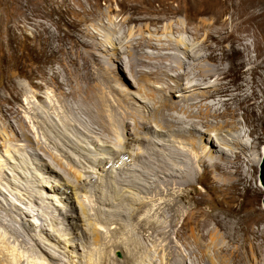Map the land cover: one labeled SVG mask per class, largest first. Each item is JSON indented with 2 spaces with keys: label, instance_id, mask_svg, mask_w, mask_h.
Instances as JSON below:
<instances>
[{
  "label": "bare ground",
  "instance_id": "bare-ground-1",
  "mask_svg": "<svg viewBox=\"0 0 264 264\" xmlns=\"http://www.w3.org/2000/svg\"><path fill=\"white\" fill-rule=\"evenodd\" d=\"M186 5V8L178 7L174 10V13L184 12L186 14L185 21H179L180 26H174L172 22H168L164 26L163 32L172 33L174 37L168 36V38H166L153 34L147 36L143 33V29H140L138 30L140 36L134 38L133 41L127 45V47H129V49L127 48L129 55H132V58L136 60V62H132V64L129 63L130 67L127 68V70L135 80V84L132 85H135L141 93L140 97H136H138L142 103L138 104L134 96H129L126 90L123 91L111 85L108 82L109 75H103L101 78L99 77L100 79L97 80L95 88L91 90V97L89 96L92 103V107H90L91 119L99 126L100 131L98 133L104 138L105 142L108 141L109 143V141H112L110 139L111 137L108 138L111 133L115 135V140L113 141L117 145L123 144L125 139L126 141L131 139L129 138L131 133L129 125L132 124L131 122L134 123L132 128L136 130V134L134 135L138 137L134 136V138L136 137L138 139L137 146L130 151V154L126 149L125 151L119 148L120 151H118V153L114 152V156H116L118 160L120 159L119 156L122 157L125 155L144 158L143 160L135 158L136 163L138 161L137 164L134 163L135 161L132 158L128 159L130 161H122L120 168L124 170L125 174L121 178H117V183L121 185L127 184L130 188L139 193L144 192L148 194V198L136 194H124V199H121L117 204L115 203L116 205L114 204L116 208L118 207V210H115V207L112 209L110 205L111 208L101 209L100 211L101 216L111 217L109 215L114 214L109 220L111 222L115 221V224L121 227H123V223L118 221L119 219H123L124 216H127V218L137 217L135 224L131 228L126 227L127 230L122 234L123 236H115L114 233V237L109 239L111 242L109 246L114 249L120 248L124 251L125 260L123 264H136L134 263V259L138 257V254L142 252V254L144 253L145 255V251H147V255L151 253H149L150 248L147 249L146 245L144 246V242L139 237H136L134 230L142 234H148V232L152 230V227L154 228L152 231H155L157 230L155 229L156 227L164 225L165 227L162 228V231H158L156 234V237L163 234L161 238L162 241H165L159 246L160 248H158L161 253V264H170L171 262L169 263L167 260L169 256L175 264H216L213 256L209 254L210 251L219 258V264H264V213H260L259 209L251 203L248 207L253 210L255 213L254 215L247 211L243 212V206H216L208 213L206 218L202 219L191 228V235H185L182 232L181 227L177 226V219H175L174 216L169 219L170 224L167 225L159 222L155 217L156 214L164 215L166 210H175V198L176 195H178L175 192H179L178 189L183 190L188 185L195 183V181L201 179L203 175L209 176L214 187L232 190L238 195L242 193L241 191L254 193V186L251 184V178L249 177V168L251 166L255 170L263 152V147L261 151V149L259 150V148L255 147V143L253 142L255 127L252 129L247 128V123L251 122L248 120L252 118L249 116L253 113L255 115L257 107H263L260 98L264 100V88L259 85L260 82L258 79H253L257 74L262 75V73H264V44L253 43L251 41L256 33L251 25H253L255 18L259 14L257 3L254 0H187ZM241 5L245 6L243 10L240 9ZM248 8H251V10L248 11ZM205 15H208V17ZM222 16L226 18L221 19ZM144 18L143 16L132 14L122 15L118 19L110 17L109 21L114 23L116 27L118 26L119 35L115 28H112L108 23L104 22L103 28L105 30L108 29V31L114 35V38L108 39H110V48L113 50L114 56L116 55V59L120 61L123 59L121 51L117 49H119L118 43H121V29H126L125 23L142 20ZM228 19L232 23V29L226 30L228 32L225 34L223 27L221 28L217 25L219 23L224 24ZM147 26L148 25H144L143 27L147 29ZM240 31H246V34H242ZM131 32L133 34L132 29L130 33ZM229 38H231V40L230 43L227 44L225 41L229 40ZM190 39L191 41H189ZM241 44L244 47H240L239 45ZM100 45H103V43L98 44V46ZM104 47H107V45ZM250 49H253V52L256 51V53L251 55ZM174 50L181 51L182 54ZM248 74H251L252 77L249 78L247 76ZM122 76L125 78L124 83L130 86L132 82L127 80V76L125 77V74L123 75V71ZM169 79H174L179 89H186V91H184L185 94L177 93L182 103H173L169 101L171 98L167 99L169 92L174 89L173 87V89H170L166 86L167 83H170ZM262 81L264 82V79H262ZM200 82L205 83V85H201ZM181 83L184 86L181 85ZM105 86L107 91L104 89ZM164 86L167 87L165 94L163 92ZM0 113V138L2 139V142L0 141V150L2 149L5 156L29 154V151L25 147V144L32 138L27 131V127H29V131L34 132L35 135L34 141L33 138L31 139L32 143H36L35 145L41 149V146H44L41 143L47 140L54 148L59 151L62 149L63 153L61 155L68 158L67 162L64 163L63 159L59 157V154L49 150L50 147L48 149L44 146L45 152H52L51 155L62 169L67 170L75 177V179H73L74 181H67V179L61 176V171L59 169L57 170L58 167H56L55 164L52 166V162H47V158L45 157L38 159L41 160L38 164L36 162L38 168L44 170L46 168L45 171L49 172L50 168L48 167L52 166L50 173L52 177L54 176L56 178L60 176V178H62V184H59V182L55 183L58 184V186L60 185V188H57L54 182L53 184H49L50 181L48 182L46 198L56 196L57 199V195H60L59 199H57V203L64 204L66 202L68 204L66 200L73 196L71 195L72 191L68 193L71 187L75 190L80 186L79 183L81 180L82 182L86 181L85 184L88 185H96L99 182L98 180H96L95 183L90 182L93 177L91 174L93 173H89V171L88 174L85 172L86 175H90L89 181L87 178L83 177L85 173H82L81 169L79 170L74 166L75 164L71 158L72 155L68 153L67 149L65 150L64 144L71 145L65 139H63V141L60 140L61 143L55 138L53 133L46 126L47 121L43 119L41 115H38L40 128L36 127L34 129L31 124H26L25 121L19 120L21 116L19 107H14V105L11 107L0 106ZM153 117L156 122L158 121L166 124L169 133L168 134L166 130V132L164 130L158 131L160 137H156V140H160V145L156 144L160 146L159 148H156L148 142L143 146L145 140L142 142L141 137L138 135V130H140V128L145 129L150 125V120ZM13 118H15V121H13ZM256 119H262V122H264L263 115H256ZM142 123L143 125H141ZM2 124H4L3 128L1 127ZM157 126L164 129L160 124ZM90 131H92V129H90ZM41 132L45 139L41 138ZM165 134L180 140L181 143L174 145L171 144V140L165 141L166 139L163 138ZM65 136L69 138V136ZM88 136L93 135L90 133ZM250 137L251 141L249 142L247 139ZM146 138H148L149 141L154 140L153 135H147ZM7 141L9 143L16 141L18 147H9L6 144ZM19 141L21 142L19 143ZM22 142L25 143L23 144ZM95 144L97 145V143ZM249 148H251V150H249ZM253 148H255V150ZM15 150H17V152H15ZM80 152L81 151H78L80 156H89V154L86 155ZM33 157L34 156L29 155L31 159H33ZM104 159H101V162L107 163L110 160ZM87 160L91 161L89 158H87ZM19 164L21 165V163ZM27 166L29 165H24L26 168ZM6 169L7 168L0 163V182L3 179L9 181L7 177L9 171L7 172ZM21 176L24 177L23 175ZM35 177L38 180L40 179L37 177V174ZM54 177L53 180H56L57 178L54 179ZM11 180L8 183L11 184ZM77 180L79 182H77ZM103 182L102 188L106 184ZM12 183L15 184L13 181ZM38 185H47V182L40 180ZM24 189L26 190L24 193L26 196L34 197V193L31 192V190L27 187H24ZM100 193V199H103L102 202L109 201L112 196V194L110 196L108 192ZM38 194H40V191ZM164 194L168 196L166 199H162V195ZM62 195L64 199H62ZM120 195L121 194H119V197ZM89 196L90 195H86L88 199ZM246 197L244 198L246 199ZM155 200L157 201L155 202ZM14 205H18V203H14ZM79 205L82 216H87V214H85L87 213L86 207L81 202H79ZM75 206H77V204L72 201L70 206L71 209L73 210ZM144 207H146V209H144ZM128 209L132 210V213H129V215L124 212ZM22 211L25 213L24 216H21L24 220L25 215H36L39 218L38 213L34 212L33 215H30V212L25 210H21L20 215ZM42 211L47 213L44 209ZM141 211H143V213ZM69 216H71V214ZM101 216L99 217L101 218ZM99 220L97 221L100 222L101 220ZM28 222L30 226L34 225L36 227H39V225L41 226V224L43 226L44 224L43 222L38 224L36 222L33 223V221L31 222L29 220ZM253 222L257 224L256 227L252 226ZM70 223L76 228L75 236L59 241L63 243L70 241L73 248L77 245H82L84 247L85 244H83L82 239L85 236V231H83L82 228H78L77 221L70 219ZM113 228L115 229V227ZM90 229L92 240L94 243L97 242V248H100L101 251L105 245L99 242L101 235H104L102 232L103 229L100 225H97V223L92 225ZM123 229L124 227L122 230ZM171 229L172 231H170ZM171 233L174 234L177 241L173 239V236L170 235ZM108 236L110 237L111 235L109 234L107 237ZM49 237L53 238L52 235ZM146 239L156 243L155 235L152 236L148 234ZM4 243L3 241L0 242V264L17 263L15 259L17 254L14 255V252L9 250L8 247L4 249L6 245H4ZM58 244L60 243L58 242ZM182 245L190 249L192 255L189 261L186 259V254L181 251ZM59 246L65 247L67 245L60 244ZM71 251L75 252V250ZM176 252L178 253V257L175 259L177 256ZM171 253H173L172 256L169 255ZM225 254H228V258H222V255ZM39 256L41 261L38 263L32 262L30 264H48V262H51L50 260L59 259V257L52 256L42 246H40ZM79 256V260L82 263L84 262L83 264H92L90 256L86 253L82 252ZM98 259V262L101 264H109L103 256H100ZM150 260L152 261V259ZM114 264L119 263L114 262ZM152 264H156L154 260Z\"/></svg>",
  "mask_w": 264,
  "mask_h": 264
},
{
  "label": "rangeland",
  "instance_id": "rangeland-1",
  "mask_svg": "<svg viewBox=\"0 0 264 264\" xmlns=\"http://www.w3.org/2000/svg\"><path fill=\"white\" fill-rule=\"evenodd\" d=\"M254 1L257 3L259 14L255 18L253 25H251L256 31L251 41L253 43L264 44V0ZM186 2L187 0H0V106L11 107L14 105V107H19L21 110L19 120L25 121L26 124H31L34 129L40 126L38 115H41L43 119L47 121L46 126L53 133L55 138L59 141L65 139L71 145L64 144V147L65 150L67 149L68 153L72 155L71 158L75 164L74 166L79 170L81 169L82 173L87 172L88 174V171L89 173H93L91 174L93 175L90 180L91 183H95L96 180L99 181L96 185H88L85 184L86 181L82 182L81 180L82 183L80 182V186L75 190L72 187H69L70 189L68 190V193L72 191L71 195L73 196L66 200L68 204L66 202L64 204L57 203V199H59L60 195H57V199L56 196L46 198L49 181V184H53V182L54 184L56 182L62 184V178H60V176L56 177L57 179L53 176L57 181L53 180V177L50 174L52 166L55 164V166L58 167L57 170L59 169L61 171V176L67 179V181H74L73 179H75V177L67 170L62 169L51 155L52 152H45V147L48 149L50 147L49 150L59 154V157H61L65 163L68 158L61 155L63 153L62 149L59 151L47 140L41 143L45 147L41 146L40 149L35 145L36 143H32L31 139L33 138L34 141L35 135L34 132L29 131V127H27V131L32 138L29 140L30 143L28 142L25 144L29 154L25 153L24 155L19 154V156H5L1 149L0 163L7 168V172L9 171V175H7L9 181L12 180L11 184L8 183L9 181L6 179H3L0 182V242H5L4 245H6L4 249L8 247L9 250L14 252V255L17 254L15 258L17 263L14 262V264H30L32 262L38 263L41 261L39 256L40 246L45 248L52 256L59 257V259L50 260L51 262H48V264H83L84 262L82 263L79 260V255L82 252L90 256L92 264H101L98 262L100 256H103L109 264H114V262L119 264L124 263V251L120 248L114 249L113 247H110L109 245H111V242L109 239L114 237V233L115 236H123L122 234H124L127 228H131L135 224L137 217L127 218V216H124L123 219H119L118 221L123 223L122 226L124 229L122 230L123 227L115 224V221L111 222L109 220L114 214L109 215L111 217H106L104 215L101 216L100 211L101 209H108L111 207L113 209L115 203L117 204L121 199H124V194H136L148 198V194L144 192L139 193L138 191H134L127 184L121 185L117 183V178L119 179L125 174L124 170L120 168L122 161H130L128 159L131 158L134 159V161L135 158L143 160L144 158L125 155L122 157L119 156L120 159L118 160V158L114 156V152L118 153L120 149H126L130 154V151L137 146L138 137L134 135L136 134V130L132 128L134 123L131 122L132 124L129 125L131 132L129 138L131 139L127 141L125 139L123 144L117 145L113 141L115 140V135L111 133L108 138L111 137L110 139L112 141H109V143L108 141L105 142L104 138L98 133L100 131L99 126L91 119L90 107H92V103L89 96L91 97V90L95 88L97 80L103 75H109L108 82L111 85L116 86V88L123 91L126 90L129 96H134V99L138 104L142 103L138 98L141 96V93L135 85H132L135 84V80L127 70L132 62H136V60L132 58V55H129V47H127V45H129L134 38L140 36L138 33V30L140 29H143V33L147 36L153 34L155 36L166 38H168V36L174 37L172 33L163 32L164 26L168 22H172L174 26H180L179 21H185L186 14L184 12L174 13V10L178 7L186 8ZM244 7L245 6L241 5L240 9L243 10ZM249 10H251V8H248V11ZM131 14L143 16L145 18L138 21L127 22L125 23L127 30L121 29V43H118L119 49H117L121 51L123 56L122 61H120L115 58L116 55L114 56L113 50L110 48L111 44L109 42L110 39L108 38H114V35L109 32L108 29L105 30L103 25L105 24L104 22L108 23L109 26L118 31L117 34L119 35L118 26L116 27L114 23L110 22L109 18L112 17L118 19L122 15ZM205 16L208 17V15ZM224 18L226 17H221V19ZM144 25H148L147 27L149 29L144 28ZM217 26L221 28L223 27L225 34L228 32L226 30L232 29V23L229 19L226 20L224 24L219 23ZM131 29L133 30V34L132 32L130 33ZM240 33L246 34V31H240ZM230 40L231 38L225 42L229 44ZM189 41H191V39ZM100 43H103V45L98 46ZM106 45L107 47H104ZM239 46L244 47L242 44ZM174 51L182 54L181 51ZM253 53H256V51L253 52L252 49L251 55ZM122 71L123 75L125 74V77L127 76V80L132 82L130 86L124 83L125 78L122 76ZM247 76L249 78L252 77L251 74H248ZM253 79H258L260 82L259 85L264 88V82L262 81V79H264V73H262V75L257 74ZM169 82L171 84L167 83L166 86L170 89H174L169 92L170 96L169 94L168 96L166 95L168 97L167 99L171 98L169 101L173 103H182L180 102V97L177 93L185 94L184 91H186V89H179L177 86L178 84L174 79H169ZM200 83L201 85H205L203 82ZM181 85L183 84L181 83ZM166 86L163 88L164 94L166 92ZM108 87L110 88L109 84ZM104 89L107 91L106 86ZM34 92L35 94L37 92V94L35 95ZM260 101L264 107V100L260 98ZM263 107H257L255 115L253 113L249 116L250 118L252 117L251 120H248L251 122L247 123L248 129L255 127L253 142L255 143V147L259 148V150L261 149V151L264 146V122H262V119L257 120L256 115H263L264 117ZM153 120H155L154 117L150 120L151 123H153H150L145 129L140 128V130H138V135L141 137L142 142L145 140L143 146L148 142L156 148H159L160 146L157 144L160 145V140H156V137H160L158 131L166 130L168 133V128L163 122L160 123ZM13 121H15V118H13ZM159 124L162 125L164 129L158 127L157 125ZM141 125H143V123ZM1 127L3 128L4 124H2ZM90 129H92V131H90ZM90 133L93 136H88ZM65 135L69 136V138ZM147 135H153L154 140L150 139L151 141H149V139L146 138ZM134 136L137 138H134ZM41 138L45 139V137L42 136V132ZM163 138L166 139L165 141L171 140V144L174 145L181 143L180 140L175 139L174 137L172 138L171 135L168 136L165 134V137ZM247 140L250 142L251 137ZM0 141L2 142L1 138ZM7 142L6 144L9 147H18L16 141L10 143ZM20 142L21 141H19V143ZM22 143L24 144L25 142ZM95 143H97V145ZM253 149L255 150V148ZM249 150H251V148H249ZM78 151H81L80 153H85L86 155L89 154V156H80ZM15 152H17V150H15ZM29 155L34 156L33 159L29 158ZM42 157L47 158V162H52V166L48 167L50 168L49 172L45 171L46 168L45 170L40 169L36 165V162L38 164L41 161L38 159H42ZM87 158L91 159V161H88ZM100 158L110 160L105 163L103 161L101 162ZM260 162L261 159L258 166L255 167V170L251 166L249 168V177L251 178V184L254 186V193L241 191L242 193L238 195L232 190L214 187L209 176L203 175L202 178L195 181V183L188 185L183 190L178 189L179 192H175L178 194L175 198V210H166L164 215L156 214L155 217L159 222L167 225L170 224L169 219L174 216L175 219H177V226L181 227L182 232L185 235H191V228L202 219L206 218L208 213L219 205H236L235 207L243 206V212L247 211L254 215L255 213L253 210L248 207L251 203L259 209L260 213H264V205L262 201L264 197V188L259 184L258 178ZM19 163H21V165ZM134 163L137 164L138 161L137 163L136 161ZM24 165L29 166L26 168ZM36 174L37 177L40 178L39 180L36 179ZM83 177L87 178L88 181L90 179V175L88 176L86 173ZM40 180L47 182V185H38ZM12 181L15 184H13ZM77 182L79 181L77 180ZM102 182L106 183L103 188ZM55 185L57 188H60V185ZM24 187H27L34 193L33 198L24 194L26 191ZM39 191L40 194H38ZM100 192H108L110 196L112 194L109 201L102 202L103 199H100ZM119 194H121L120 197ZM86 195H90L89 199ZM167 197L166 194L162 195V199H166ZM244 197H246V199ZM62 199H64L63 195ZM72 201L77 204L73 210L70 207ZM78 201L83 203L86 207L87 213L85 214H87V216H82ZM156 201L157 200H155V202ZM14 203H18V205H14ZM43 209L46 210L47 213L43 212ZM144 209H146V207H144ZM21 210L29 211L30 215H33L34 212L38 213L39 218L36 215H25L24 220L21 216H24L25 213L22 211L20 215ZM115 210H118V207H115ZM143 211L141 212L143 213ZM124 212L129 215V213H132V210L128 209ZM70 214L71 216H69ZM99 216H101L102 219ZM70 219L77 221L78 228H82L83 231H85V239H82L83 244H85L84 247L82 245H77L73 248L70 241L67 243L59 241L75 236L76 228L70 223ZM28 220L31 222L33 221V223L36 222L38 224L43 222L44 224L43 226L42 224L41 226L39 225V227L34 225L30 226ZM96 223L101 226L103 229L102 232L104 233L99 240L100 243L105 244L101 251L100 248H97V242L94 243L92 240L90 229L91 226ZM252 226L256 227L257 224L253 222ZM163 227L165 226L160 225L155 228L157 229L155 231H152L154 229L152 227V230L148 232V234H151L152 236L155 235L156 243L146 239L148 235L147 233L142 234L141 232L134 230L136 237H139L144 242V246L146 245L147 249L150 248L149 253H151L147 255V251H145L146 253L144 255V253L142 254L141 252V254H138V257H135L134 263L152 264L154 260L156 264H161V253L158 248H160L159 246L165 241H162L161 238L163 234L158 235V238L156 237V234L158 231H162ZM170 231H172V229ZM109 234L111 236L107 237ZM50 235H52L53 238H50ZM170 235L173 236L175 241H177L173 233ZM58 242L67 246H59L60 244H58ZM71 250H75V252ZM181 251L186 254V259L189 261L190 256L192 255L190 249L182 245ZM172 254L173 253L169 255L172 256ZM209 254L213 256L216 264H219V258H217L212 251H210ZM177 257L178 253L175 259ZM222 258H228V254L222 255ZM150 259H152V261ZM167 260L169 263L171 262L170 264H175L170 256Z\"/></svg>",
  "mask_w": 264,
  "mask_h": 264
},
{
  "label": "water",
  "instance_id": "water-1",
  "mask_svg": "<svg viewBox=\"0 0 264 264\" xmlns=\"http://www.w3.org/2000/svg\"><path fill=\"white\" fill-rule=\"evenodd\" d=\"M258 178H259V183L264 188V146H263V155H262V158H261V162L259 164V175H258ZM262 201H263V205H264V197H263Z\"/></svg>",
  "mask_w": 264,
  "mask_h": 264
}]
</instances>
